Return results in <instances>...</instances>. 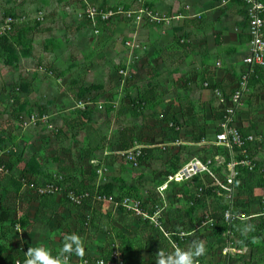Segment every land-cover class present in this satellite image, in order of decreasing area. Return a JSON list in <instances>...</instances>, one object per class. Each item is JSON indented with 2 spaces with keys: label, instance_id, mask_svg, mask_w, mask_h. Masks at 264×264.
I'll use <instances>...</instances> for the list:
<instances>
[{
  "label": "rangeland",
  "instance_id": "374dc122",
  "mask_svg": "<svg viewBox=\"0 0 264 264\" xmlns=\"http://www.w3.org/2000/svg\"><path fill=\"white\" fill-rule=\"evenodd\" d=\"M155 1L0 0V165L21 183L18 191L9 182V191L0 189V262L23 259L29 247L38 246L58 256L62 243L57 238L75 232L85 251L82 256L71 253L67 264H95L117 243L126 256L130 253L128 264H157L162 253L176 249L151 219L122 220L123 198L139 200L148 213L160 208L157 220L170 228L172 199L184 188L170 183L161 190L167 175L193 156L211 157L222 177L229 174L228 163L237 156L211 145H192L195 135L187 132L185 119L214 114L216 97L206 84L208 75L192 66L190 43L180 41L184 30L176 29L161 42L160 24L168 35L180 15L158 10ZM163 14L173 18L167 23L151 18ZM33 115L40 119L32 122ZM174 124L178 131L171 130ZM90 136L100 140L93 148L88 146ZM124 145L132 149L136 163ZM31 182L60 187L54 194L57 213L43 209L35 218L34 202L40 197ZM190 182L198 187V181ZM204 187L199 197L192 193L193 199L219 197L223 205L217 186ZM261 188L263 193L264 183ZM83 189L104 191L113 200L72 204L67 192ZM23 211L30 213L33 224H48L53 239L47 235L33 241L25 235ZM258 218L264 223L261 215L253 220ZM207 219L199 218L201 238L192 240L206 248L205 255L195 258L201 264H251L264 256V229L256 237L247 232L245 254L227 257L217 252L221 220L210 226L204 224ZM244 219L236 221L232 236L238 247ZM132 223L137 234L129 232Z\"/></svg>",
  "mask_w": 264,
  "mask_h": 264
},
{
  "label": "crops",
  "instance_id": "0c3cea01",
  "mask_svg": "<svg viewBox=\"0 0 264 264\" xmlns=\"http://www.w3.org/2000/svg\"><path fill=\"white\" fill-rule=\"evenodd\" d=\"M155 7L158 10L170 13L171 15H180L178 16V23L171 24V32L168 35L163 34L162 23L160 24L159 36L161 42L167 40L170 36L173 37V35L176 34V29L180 31L184 30L185 35L183 34L182 37H180V41L184 42L186 40V42L190 43L191 49L193 50V54L189 56L193 59L192 66H196V69H198L200 73L208 75V81L206 84L211 85L213 89L214 87H217L224 93L232 92L243 70L244 58L249 52L250 37L248 34V20L245 3L242 0H170L169 2L158 0L155 1ZM162 17L163 19L161 22L163 23H167L170 18H173H168L164 14ZM160 54L162 56V53ZM218 60H221L220 65L217 64ZM170 72L173 73V71H169V73ZM255 72L256 75L250 84L243 106L239 111L237 125L242 133L248 132V134H253L256 138L247 144L250 148L252 157L256 160V166L254 169L250 170L253 173H250L247 176L245 171L241 170V176L236 179L238 195L237 209L243 213L244 218H246L244 220L246 221L243 224L244 227H239L238 229L240 233L243 234L241 246L238 247V245L234 243V248L240 250V252H237L234 249L230 250L229 252L224 253L225 255L227 254V257L234 254L232 252L242 255L249 250V245L245 236H247V232L252 235L256 231L260 220L259 218L253 220V218L259 216L263 209L261 185L264 183V67H257ZM176 82V86H179L178 80ZM188 83H192L191 80H189ZM215 109L214 114L207 113L204 115L203 113H197L196 119L200 127L204 128V131L203 129H199L200 132H196V130H198L196 127L192 125L187 126L188 133L191 132L197 135L203 133V136L200 139H195V142H192V145L207 147L211 145L214 150L217 149L219 151L222 149L221 147L212 144L215 133L218 130L220 113L217 97ZM193 157L200 158L199 156ZM213 167L218 173V176L223 178V175L217 171L218 169L214 164ZM242 168L247 167L243 166ZM255 170H257V174H255ZM193 180L198 181V186L200 181L208 183L209 185H215L206 175L198 176L192 180L175 183L177 188H184V193L180 191L177 193L176 191V197L172 199L173 206L170 207V210L168 211V216L170 217L171 222L170 228H165L163 226L164 224H161L166 230L165 233L168 234V237L164 236L170 241H175L178 244V240L172 237V235L176 234L179 237V240L183 242L181 246L183 245L184 249H189L193 246L192 240H198L201 238L200 228L202 225H199V218L201 216L206 215L207 218L214 216L216 221L218 218L221 219L219 197H216L218 201L214 199V197L212 199L208 197L201 201H198L196 197L193 199L197 189V187L193 186V183L190 182ZM0 189L2 190L1 187ZM185 189H188L189 192L187 193ZM192 193L194 194L192 195ZM34 203V212H37L39 202L36 201ZM46 209L47 208L45 207V212ZM119 210L122 214L123 211L121 209ZM158 210L159 214H161L162 211L160 208H158ZM54 213L56 212H53V214ZM26 214L30 218V213L26 212ZM122 215V220H126L127 216L124 213ZM133 216L135 219H138L134 214ZM135 222L136 221H133V223ZM133 223L129 226V232L137 234V230L134 229ZM204 224H206V221H204ZM48 226V224L39 225L34 223L27 236L33 238V241H36L38 236H42L46 239L47 235L53 239V235L46 231ZM190 228L193 230H189ZM235 228H237L236 225L234 226V229ZM234 229L233 234L236 231V229ZM41 230L43 235L39 233ZM223 232L224 231H222L221 235L217 236L221 244V247L217 250L219 253L224 252L227 244V238L223 235ZM55 235L57 236L58 233ZM58 239V242H60L61 239L59 237L57 240ZM189 243L191 244L188 245ZM205 254L206 252L202 255ZM263 260L264 256H260L252 263H262ZM221 264H225V262Z\"/></svg>",
  "mask_w": 264,
  "mask_h": 264
},
{
  "label": "built area",
  "instance_id": "2783aa9c",
  "mask_svg": "<svg viewBox=\"0 0 264 264\" xmlns=\"http://www.w3.org/2000/svg\"><path fill=\"white\" fill-rule=\"evenodd\" d=\"M245 3L246 14L248 20V34L250 37L249 40V52L244 58V66L241 72L237 83L230 93H224L217 87H214V94L219 101V122L218 130L215 133V137L212 141V144L221 147L224 151H227L231 155H235L238 158H235L232 162L228 163L229 165V174L220 178L218 173L213 167V159L208 157L206 159H201L198 157H193L190 160L183 162L180 166L165 178V184L161 187V190H164L168 187L170 183H177L192 180L198 176L206 175L208 176L218 187L217 194L221 196L223 205H221V219H223L227 224L228 228L223 232V235L227 239L224 253L229 252L230 250H235L240 252V250L234 248V241L232 240L233 229L235 223L238 219H243L244 215L237 209V188H236V179L241 174L240 167H247L249 170L254 169L256 166V160L252 157L248 142L255 140L253 134L244 135L238 125V115L241 107L243 106L244 99L250 88V81L256 75L257 67H264V0H242ZM86 10L90 13L91 16H94L95 12L91 5L87 4ZM154 20L161 21L163 17L151 16ZM128 45H131V42H127ZM135 46V43L132 44ZM221 60H218L217 64L220 65ZM124 76H127V71L124 69L121 71ZM45 116L42 118L44 119ZM40 119L35 115L32 116L31 121L34 122ZM125 153L130 154L131 160H134L136 163V158L133 155L132 149H127ZM4 164L0 165V172H6ZM100 172L102 170L100 169ZM207 183L203 182L202 186L197 187L196 195L200 196L204 192V185ZM29 187L37 194H57L60 190V187L52 183H29ZM68 200L77 206L82 205L84 202L91 201H101L107 202L113 200L111 197L100 194L97 189L93 192L88 190L76 191L70 190L67 192ZM118 204L117 201H114ZM124 207L131 211L135 217L151 219L155 223V227L160 229L163 234L168 237V234L165 233L166 230L163 228L161 223L157 220L159 215V210L156 209L152 214L146 212L142 203L132 197H125L121 201ZM262 204L263 209L260 212V215L264 219V190L262 193ZM90 218V215H88ZM206 224L214 226L216 224V219L214 216H210ZM174 248H178L177 242L171 241ZM113 251L111 258L105 259L104 257H99L95 264H124L120 259V252L117 248ZM26 259V254L23 259L15 258L11 262H0V264H24ZM88 263V261H84ZM194 264H201L199 261L195 260ZM252 264H264L262 263H252Z\"/></svg>",
  "mask_w": 264,
  "mask_h": 264
},
{
  "label": "clouds",
  "instance_id": "9594fccd",
  "mask_svg": "<svg viewBox=\"0 0 264 264\" xmlns=\"http://www.w3.org/2000/svg\"><path fill=\"white\" fill-rule=\"evenodd\" d=\"M84 251L79 234L73 232L64 237L58 256H53L43 246L29 247L24 264H67L71 253L75 252L82 256ZM205 251L203 243L193 242V246L189 249L177 248L171 253H162L157 258V264H194L195 258L204 254Z\"/></svg>",
  "mask_w": 264,
  "mask_h": 264
},
{
  "label": "trees",
  "instance_id": "16d2710c",
  "mask_svg": "<svg viewBox=\"0 0 264 264\" xmlns=\"http://www.w3.org/2000/svg\"><path fill=\"white\" fill-rule=\"evenodd\" d=\"M253 81V79L250 81V84H251V82ZM186 121V123L188 124V125H192V126H194V127H196V129H198V130H196V132H200L199 131V129H203V131H204V128H201L200 127V125H199V123H198V121H197V119H196V116H188L187 117V119H185ZM172 126H174L171 130H173V131H178V130H176V127H175V124L174 125H172ZM193 132H195V131H193ZM203 133H200V135L198 134H195L194 133V138L195 139H197V138H201L203 135H202ZM244 135H247L248 134V132L247 133H243ZM99 142H100V140L98 139V138H96V137H89V140H88V146H89V148H93V147H95L96 145H98L99 144ZM127 149H129V147H127L128 145H124ZM176 170V169H175ZM175 170H173V171H175ZM241 170H243V171H245V173H246V176L247 175H249L250 173H253L252 171H250L248 168H240V171ZM172 171V172H173ZM242 172V171H241ZM241 175H239L238 177H240ZM7 182H9V183H11V185H9V186H12L13 187V191H18L19 189H20V187H21V183H20V181H18L11 173H9V172H0V187L2 188V190H4V191H9L8 190V185L6 184ZM203 185V182H201L200 181V183H199V186H202ZM198 186V187H199ZM84 190V189H83ZM100 192V191H99ZM103 193H101L100 192V194H104V193H106V192H104V191H102ZM39 197H40V199H39V206H38V210H37V212H36V214H35V218H37L38 216H39V213H40V211H42L45 207L47 208L46 209V212H48V213H53V212H58L57 211V208L59 207V204L58 203H56L57 201H56V196L54 195V194H43V195H38ZM53 200V203H52V205H50V204H45V203H47V201L46 200ZM197 199H199V198H197ZM98 211L99 209L96 207L95 208V211ZM121 210L123 211V213L127 216V218H131V217H133L134 218V216H133V214H132V212L131 211H129V210H127L125 207L123 208H121ZM45 211V210H44ZM150 214H152V213H150ZM24 216V217H23ZM129 216V217H128ZM21 217H22V219H20V223H21V225L24 227V226H27V229H28V231L31 229V227L33 226V221H32V219H30L29 217H28V215L26 214V211H23V214L21 215ZM221 220V223L223 224V229L221 230V231H225L229 226H228V224L223 220V219H220ZM218 222L216 221V224H217ZM232 229H234V227H232ZM264 229V223L262 222H259V226L257 227V229H256V231L252 234L254 237H256L262 230ZM28 231H26L25 232V235H27L28 234ZM172 237L174 238V239H176V240H178V244L179 245H181V244H183V242L181 241V240H179V237L175 234V235H172ZM133 241V242H132ZM131 242H132V246L134 247L135 246V244H136V241H135V239L134 240H132ZM61 243H63V240L61 239ZM117 245V248H118V250H119V252H120V259L123 261V263L124 264H128V261H127V256L130 254L129 252H128V255L126 256V251L125 250H122V247L117 243L116 244ZM115 245V246H116ZM115 250V249H114ZM130 250H132V249H130ZM112 253H113V251L108 255V256H105L104 258L107 260V259H109V258H111V255H112Z\"/></svg>",
  "mask_w": 264,
  "mask_h": 264
}]
</instances>
